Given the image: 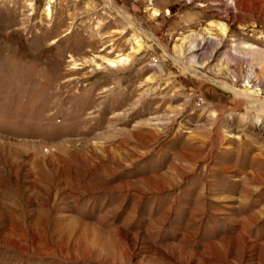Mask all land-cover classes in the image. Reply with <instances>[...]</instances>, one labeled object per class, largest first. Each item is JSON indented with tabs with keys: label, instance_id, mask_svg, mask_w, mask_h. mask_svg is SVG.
Masks as SVG:
<instances>
[{
	"label": "rangeland",
	"instance_id": "374dc122",
	"mask_svg": "<svg viewBox=\"0 0 264 264\" xmlns=\"http://www.w3.org/2000/svg\"><path fill=\"white\" fill-rule=\"evenodd\" d=\"M221 82L264 104V0H0V264H264V109Z\"/></svg>",
	"mask_w": 264,
	"mask_h": 264
},
{
	"label": "bare ground",
	"instance_id": "6f19581e",
	"mask_svg": "<svg viewBox=\"0 0 264 264\" xmlns=\"http://www.w3.org/2000/svg\"><path fill=\"white\" fill-rule=\"evenodd\" d=\"M51 1H53V0H51ZM125 17L128 18L127 15H125ZM129 22L132 23L131 21H129ZM216 26L218 27V29L220 30L221 33H225V30L226 29H225L224 25H222L221 23H217ZM243 44L244 43H242L241 45H238V46L242 47ZM245 44H246V49L245 50L248 51V52H250L249 54L258 53V52H261L262 51V50L255 49L252 44H247L246 42H245ZM198 45H199L198 42H195L194 44L191 43V46L189 48H193V47L198 46ZM140 47H141V44L136 43L135 46H134V48L132 49L133 50V53L137 52L140 49ZM108 62L110 64H113V65L118 63L116 60H108ZM184 68L187 69V70H189L192 73L199 74L194 69H191V68L186 67V66H184ZM201 79H204L203 76H202ZM247 80L249 81L250 79H248V77H247ZM220 85L225 90L230 91V92H233L234 95L239 98V100L241 101V103H245L246 102L245 109L247 111H250V109H253V110H260L262 108L264 109V104H262L261 102H259L258 99L253 98L250 95V92H248V93H244L243 92L242 93L240 91H236L234 89V86L232 84H230V83H227V82H225V83L224 82H221Z\"/></svg>",
	"mask_w": 264,
	"mask_h": 264
}]
</instances>
